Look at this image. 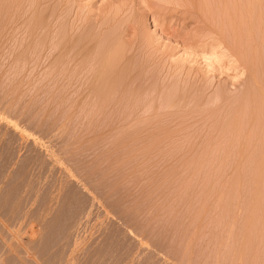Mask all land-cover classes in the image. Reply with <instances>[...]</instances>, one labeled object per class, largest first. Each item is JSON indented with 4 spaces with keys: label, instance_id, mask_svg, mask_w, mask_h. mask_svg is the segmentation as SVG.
Returning <instances> with one entry per match:
<instances>
[{
    "label": "rangeland",
    "instance_id": "rangeland-1",
    "mask_svg": "<svg viewBox=\"0 0 264 264\" xmlns=\"http://www.w3.org/2000/svg\"><path fill=\"white\" fill-rule=\"evenodd\" d=\"M0 264H264V0H0Z\"/></svg>",
    "mask_w": 264,
    "mask_h": 264
}]
</instances>
